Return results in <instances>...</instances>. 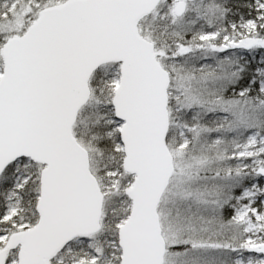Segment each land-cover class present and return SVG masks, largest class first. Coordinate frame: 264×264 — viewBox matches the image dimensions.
I'll return each instance as SVG.
<instances>
[{"label":"snow or ice","instance_id":"6c2138e0","mask_svg":"<svg viewBox=\"0 0 264 264\" xmlns=\"http://www.w3.org/2000/svg\"><path fill=\"white\" fill-rule=\"evenodd\" d=\"M0 264H264V0H0Z\"/></svg>","mask_w":264,"mask_h":264}]
</instances>
